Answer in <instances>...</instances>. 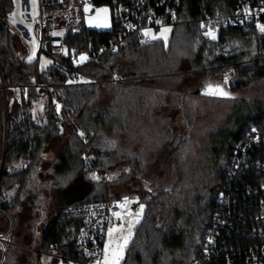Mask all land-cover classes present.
Segmentation results:
<instances>
[{
    "label": "trees",
    "instance_id": "trees-1",
    "mask_svg": "<svg viewBox=\"0 0 264 264\" xmlns=\"http://www.w3.org/2000/svg\"><path fill=\"white\" fill-rule=\"evenodd\" d=\"M92 1L100 6L111 0ZM237 4L238 0H181L180 22L167 32L168 40L142 44L131 38L95 65L76 66L71 56L90 44L106 42L113 32L69 34V55L59 65L44 63L40 72L42 80L59 86L55 90L57 112L50 97L34 90L10 92L12 111L0 184V235L8 232L12 221L11 242L15 245L9 246L4 259L0 246V264H43L44 257L51 260L49 264H59L61 260L46 254L51 252L80 259L77 238L83 220L64 216L63 208L136 196L143 198L145 210L120 264H193L200 258L213 219L222 210L218 196L234 152L248 142L253 127L264 130V100L243 102L238 105L241 117L218 138L209 180L202 181L198 176L204 174L197 171L188 173V101L190 96H201L186 87L207 76L220 79L229 93L257 84L264 86V35L237 28L223 31L216 40L202 34L201 20L216 13L230 14ZM14 10L13 0H0V63L10 86L29 83L37 69V61L28 59L23 40L9 27ZM105 69L128 80L66 85L75 75L102 81L106 79ZM165 75L179 80L186 91L180 101L185 126L180 128L173 119L164 122L150 141V159L137 152L131 154L115 132L125 129V113L130 117L129 109L140 101L142 93L136 88L150 77ZM103 87L115 89L116 94L109 106L97 109ZM90 132L96 135L95 140L77 141L76 136L82 138ZM61 141H65L64 146ZM104 143L107 150L102 148ZM57 148L58 153L46 158ZM259 151L255 157L264 154L263 148ZM150 169L157 174L153 178L146 177ZM96 174L98 181L93 179ZM112 175L118 177L111 180ZM129 178L135 195L109 197L107 192L113 183ZM245 180L258 186L264 182L263 172L249 171ZM251 210L248 207L246 212L250 214ZM261 243L252 236L234 234L226 238L224 255L234 260L233 251L257 249Z\"/></svg>",
    "mask_w": 264,
    "mask_h": 264
},
{
    "label": "built area",
    "instance_id": "built-area-1",
    "mask_svg": "<svg viewBox=\"0 0 264 264\" xmlns=\"http://www.w3.org/2000/svg\"><path fill=\"white\" fill-rule=\"evenodd\" d=\"M37 6V17L29 30H23V39L27 43H36L34 61H37V69L32 80L23 85H7L0 63V184L6 161L9 116L12 111L10 92L17 89L26 92L34 90L40 96L50 97L54 111L57 112L55 90L59 86L42 80L40 72L44 63L54 62L59 65L60 61L69 55V34L82 35L85 32L99 31L100 29L90 24L88 19L109 7L113 24V34L110 38L99 45L90 44L86 50L74 52L71 56L76 66L99 64L106 53L116 50L131 38H137L142 44L160 40L161 31L172 29L179 24L181 0H111L109 4L100 6L92 0H37ZM200 23L203 36L212 40H216L220 33L231 28L256 30L264 35L260 28L264 25V0H238L232 13H216ZM27 51L28 57L32 56L31 50L27 48ZM105 72L106 79L102 81L75 75L66 85L119 84L128 80L109 69H105ZM76 139L79 143L82 142L81 139L89 141L92 134H83L82 138L76 136ZM262 148L264 151V130L253 127L248 142L237 146L234 152L226 181L222 184L218 196L222 210L214 217L203 252L193 264H264V182L256 186L254 183L248 184L245 180L249 171H262L264 175V154L254 156L260 153ZM87 162L92 164L88 157ZM128 200L127 210L121 208L120 201L63 208L64 216L83 220V228L77 238L80 259L58 256L54 252L46 254L71 264H102L109 231L123 227V235L127 234L133 217L144 213L145 203L142 197H131ZM248 207L252 208L250 214L247 213ZM12 230L11 221L8 232L0 235L3 259L9 246L15 245L11 242ZM234 234L252 236L262 243L257 249L233 251L234 260H231V257L224 255V243L226 238H232ZM244 253L248 254L243 255Z\"/></svg>",
    "mask_w": 264,
    "mask_h": 264
},
{
    "label": "rangeland",
    "instance_id": "rangeland-1",
    "mask_svg": "<svg viewBox=\"0 0 264 264\" xmlns=\"http://www.w3.org/2000/svg\"><path fill=\"white\" fill-rule=\"evenodd\" d=\"M15 5V10L9 19V27L12 29L14 34L23 40L25 47H27L33 53L28 59L34 60L36 57V43L31 41L27 43L25 41L23 30H29L32 22L38 15L37 0H13ZM107 12L99 11L95 17L89 18L88 22L93 24L97 29L105 30L111 32L113 29L111 10L109 7H105ZM162 39L169 38V33L161 32ZM165 40V39H164ZM29 54V53H28ZM87 57L85 58V60ZM194 71L193 74H197ZM185 73H179L182 75ZM188 74H191L189 72ZM206 85H220L226 89V85L220 79H216L210 76L204 79H195L191 85L187 86L186 89L189 92H194L197 88ZM136 89L140 90L139 102L133 105L129 109L131 116L125 113V129L116 131L115 134L119 135L124 140L123 147H127L130 153L137 152L138 155L150 159L151 154L149 153L150 145L153 144L150 141L154 136L158 127L166 121L173 119L178 122L180 128L183 129L185 126V121L183 115L184 110H180L181 96L186 92L179 80H174L170 75L150 77L147 82L143 83L140 87ZM184 89V90H183ZM229 97L227 98H213L209 96H190L189 98V111H188V124L189 128L187 132L191 139V152L187 157L185 167L188 173L198 172L203 176L202 181L205 183L209 180V172L211 171V165L213 164V155L217 147L218 138L222 133L230 128V124L234 120L241 117V109H238V105H243V102H261L264 100V86L262 84H257L250 87L249 89L239 90L237 92L227 91ZM116 94L115 89L109 87H103L100 89L99 102L96 105L97 109H103L111 104L114 96ZM42 109V107H41ZM181 132V131H180ZM92 134V139L95 140L96 135L93 132L85 133ZM65 141H61V146H64ZM102 148L107 150L108 144H102ZM105 146V147H104ZM104 150V151H105ZM59 149L52 150L51 155H47L46 158L53 157L54 154L58 153ZM143 152H147L142 154ZM150 168V167H149ZM95 174V173H94ZM157 174L153 169H150L146 174L147 178H153ZM118 177V175H112L110 179ZM99 175H93L94 180H99ZM132 181L130 178L122 180L120 182L113 183L107 194L109 197L114 198L116 196L126 195L128 193L135 195L134 191L131 190ZM136 182H139L135 178ZM142 214L133 217L131 220V227L129 232L123 235V227L112 230L111 243L109 234L107 240V252L104 249V257L102 264H105V260L109 261L111 264L114 258V253L117 251V247L122 248V253L119 256V264L122 261L125 250L127 249L134 233V229L139 225L142 220ZM127 238V244H124V239ZM122 242V244L120 243ZM105 246V248H106ZM49 258H43V264H49ZM51 261V260H50ZM59 264H71L68 262L60 261Z\"/></svg>",
    "mask_w": 264,
    "mask_h": 264
},
{
    "label": "water",
    "instance_id": "water-1",
    "mask_svg": "<svg viewBox=\"0 0 264 264\" xmlns=\"http://www.w3.org/2000/svg\"><path fill=\"white\" fill-rule=\"evenodd\" d=\"M221 92L223 93H227V95H222L220 94ZM194 93L198 96H209V97H213V98H227L229 97V94L227 92V90L220 85H207V86H201L199 88H197ZM120 206L123 210H127L128 206H129V200L128 199H124L120 201Z\"/></svg>",
    "mask_w": 264,
    "mask_h": 264
},
{
    "label": "snow or ice",
    "instance_id": "snow-or-ice-1",
    "mask_svg": "<svg viewBox=\"0 0 264 264\" xmlns=\"http://www.w3.org/2000/svg\"><path fill=\"white\" fill-rule=\"evenodd\" d=\"M102 11L107 12V9H103ZM260 28H261V31H264V25H261ZM164 31L168 32V31H170V29H164ZM164 39L166 41L167 37L165 36ZM220 94L227 95V93H223V92H221ZM253 131H255V129H253ZM142 210H143V206H141V211ZM111 236H112V230L109 231V238H110L109 242L110 243L112 242L111 241ZM127 242H128L127 238H125L124 239V244H127ZM107 250L108 249H107V246H106L105 251L107 252ZM121 253H122V248L120 246H118L117 247V251L114 253V258L112 259L111 264H119V256H120ZM97 264H99V262H97ZM105 264H109V261L107 260V258L105 260Z\"/></svg>",
    "mask_w": 264,
    "mask_h": 264
},
{
    "label": "crops",
    "instance_id": "crops-1",
    "mask_svg": "<svg viewBox=\"0 0 264 264\" xmlns=\"http://www.w3.org/2000/svg\"><path fill=\"white\" fill-rule=\"evenodd\" d=\"M107 240H108V237H107V239H106V242H105V245H104V249H105V246H106V244H107ZM121 243V242H120ZM122 244V243H121ZM105 254V253H104Z\"/></svg>",
    "mask_w": 264,
    "mask_h": 264
},
{
    "label": "flooded vegetation",
    "instance_id": "flooded-vegetation-1",
    "mask_svg": "<svg viewBox=\"0 0 264 264\" xmlns=\"http://www.w3.org/2000/svg\"><path fill=\"white\" fill-rule=\"evenodd\" d=\"M207 86V85H206ZM213 86V85H212Z\"/></svg>",
    "mask_w": 264,
    "mask_h": 264
}]
</instances>
